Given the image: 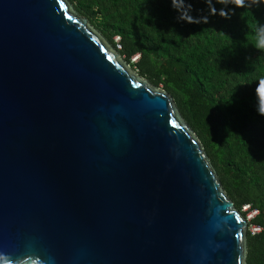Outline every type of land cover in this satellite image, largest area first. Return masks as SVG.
<instances>
[{
	"label": "water",
	"instance_id": "water-1",
	"mask_svg": "<svg viewBox=\"0 0 264 264\" xmlns=\"http://www.w3.org/2000/svg\"><path fill=\"white\" fill-rule=\"evenodd\" d=\"M247 228L173 98L68 0H0V264H245Z\"/></svg>",
	"mask_w": 264,
	"mask_h": 264
},
{
	"label": "trees",
	"instance_id": "trees-1",
	"mask_svg": "<svg viewBox=\"0 0 264 264\" xmlns=\"http://www.w3.org/2000/svg\"><path fill=\"white\" fill-rule=\"evenodd\" d=\"M68 1L134 72L173 98L237 211H256L245 264H264V0Z\"/></svg>",
	"mask_w": 264,
	"mask_h": 264
},
{
	"label": "clouds",
	"instance_id": "clouds-1",
	"mask_svg": "<svg viewBox=\"0 0 264 264\" xmlns=\"http://www.w3.org/2000/svg\"><path fill=\"white\" fill-rule=\"evenodd\" d=\"M235 3L237 6H243L244 0H235ZM258 43L260 47H264V34L258 35ZM258 93L260 96L261 106H262V112L261 114H264V81H261L260 87L258 89Z\"/></svg>",
	"mask_w": 264,
	"mask_h": 264
},
{
	"label": "rangeland",
	"instance_id": "rangeland-1",
	"mask_svg": "<svg viewBox=\"0 0 264 264\" xmlns=\"http://www.w3.org/2000/svg\"><path fill=\"white\" fill-rule=\"evenodd\" d=\"M137 57H138V56L133 57V58H132V61H135V60L137 59ZM246 208H247V207H243L242 210H246ZM253 213H254V211H250V210H249V211H248V210L246 211V219H247L248 221H249V219H251ZM250 229H251V227H250ZM252 231H253V230H252Z\"/></svg>",
	"mask_w": 264,
	"mask_h": 264
},
{
	"label": "built area",
	"instance_id": "built-area-1",
	"mask_svg": "<svg viewBox=\"0 0 264 264\" xmlns=\"http://www.w3.org/2000/svg\"><path fill=\"white\" fill-rule=\"evenodd\" d=\"M115 40L116 41H119V37H116L115 38ZM120 48V47H119ZM245 207H247V206H245ZM248 210V208H246V210H243V211H247ZM256 214V211H254V213H253V215H252V217L254 216ZM251 217V218H252ZM251 231H252V233H255V232H259V230H260V228L259 227H256V226H251V229H250Z\"/></svg>",
	"mask_w": 264,
	"mask_h": 264
}]
</instances>
